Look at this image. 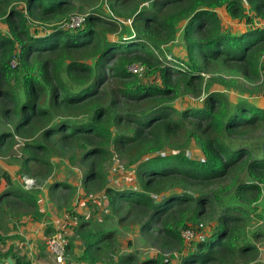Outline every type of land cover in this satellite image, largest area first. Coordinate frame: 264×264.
<instances>
[{"label": "trees", "instance_id": "obj_1", "mask_svg": "<svg viewBox=\"0 0 264 264\" xmlns=\"http://www.w3.org/2000/svg\"><path fill=\"white\" fill-rule=\"evenodd\" d=\"M0 24V264H35L25 219L48 222L41 255L59 235L71 264L257 261L264 0H0ZM244 81L260 83L253 96ZM124 173L133 185L115 182ZM80 195L84 213H68ZM115 224L175 251L124 253Z\"/></svg>", "mask_w": 264, "mask_h": 264}, {"label": "rangeland", "instance_id": "obj_2", "mask_svg": "<svg viewBox=\"0 0 264 264\" xmlns=\"http://www.w3.org/2000/svg\"><path fill=\"white\" fill-rule=\"evenodd\" d=\"M106 9V8H105ZM92 10H87V11H83V12H75V13H79V16H85V14L87 13H91ZM107 13V11H106ZM221 16L223 18V20L227 23H229V21H227L228 19L226 18V15H224V13H221ZM131 21H127V23H129ZM2 24H0L1 26ZM230 25V24H227ZM181 42V41H180ZM178 50H175V52H177ZM243 81V80H242ZM245 82V81H244ZM246 88L249 89V92H252V96L253 93L258 91V88L260 86L259 82H245ZM234 98H238V96L236 94L232 95ZM253 102H255L257 105H259L260 107L264 108V96L263 97H259V98H254L251 99ZM121 163L118 161L116 162V165H113V168H117L118 166H120ZM6 169H8L9 167L4 165ZM11 172L13 173V171H16V168H10ZM134 173H130V174H126L124 173L123 175H120L118 177V179L115 182H122L124 184H134V177H133ZM17 179L20 180V183H22L24 185V180L25 178L20 179V177H18ZM37 183V181H36ZM49 182L44 183V185H47ZM25 186V185H24ZM26 188V187H25ZM41 188H43L44 191H46V189H44V186H41ZM47 203L48 202V199ZM88 198H84L83 196H78L76 201V204L73 210H70L68 213L74 215L76 212H79L80 214L84 213V211L82 210L83 206L88 202ZM41 204H45L44 200H40ZM51 204H46L45 208L47 209L46 212L48 213L47 215L49 216L48 218L51 217V219L55 222V223H59L60 220H58V218H55L52 216V214H55L53 210H51V214H50V207ZM44 207V206H43ZM41 223L43 224H47L48 222L46 220H41ZM118 229V231H120L119 233V238H120V247L122 249V251L124 253H130V252H138V256L140 260H147V259H151V258H158L160 257V255H162V257H165V253L167 252V254L174 252L175 250H167V251H160V249H154L152 248L150 245H148L145 241H143V239L141 238V235L137 232L138 229H135L134 232H132V230H122V226H119L117 224H115ZM38 226V227H37ZM211 226H215V223H212ZM35 228L36 231H32V228ZM18 228H19V232L26 238V242L29 244L28 246H23V248H28V251L30 252L31 258L33 260V262L37 263V255L34 254V250H35V246L38 242V239L40 238V236H42V229L39 227V224H35V223H31V222H27V220L25 219L22 222H18ZM39 229V232L37 233V229ZM211 231H210V235H211ZM132 240L133 242V247L128 249V244L129 241ZM253 244L254 246H256V248L258 249V259L256 262H253L252 264H264V237H261L259 240H253ZM193 245V244H192ZM191 250V248H185L184 252H183V256L187 255V253ZM46 252H47V246H46ZM174 254V253H172ZM170 256V255H169ZM50 260V259H49ZM176 262H174L175 264ZM39 264V263H37ZM49 264V262H48Z\"/></svg>", "mask_w": 264, "mask_h": 264}, {"label": "built area", "instance_id": "obj_3", "mask_svg": "<svg viewBox=\"0 0 264 264\" xmlns=\"http://www.w3.org/2000/svg\"><path fill=\"white\" fill-rule=\"evenodd\" d=\"M86 18L85 16H79L78 14L74 16L70 23L66 24V28L70 30H76L81 28ZM13 67L18 65L17 60H14L12 63ZM130 71L134 74H142L144 69L139 66H133L130 68ZM24 185L27 190H31L37 187L36 180L25 178ZM182 237L187 244H190L196 240V234L193 230H184L182 232ZM47 251L50 254V264H71L67 259V242L63 240L59 235H53L50 237L47 242ZM165 257H168L165 254ZM252 264V263H251Z\"/></svg>", "mask_w": 264, "mask_h": 264}, {"label": "crops", "instance_id": "obj_4", "mask_svg": "<svg viewBox=\"0 0 264 264\" xmlns=\"http://www.w3.org/2000/svg\"><path fill=\"white\" fill-rule=\"evenodd\" d=\"M7 189V183H6V181L5 180H2L1 181V183H0V195L5 191ZM44 220V219H43ZM57 224H59V223H57ZM45 226V224H43V223H41V225H39V227L43 230V227ZM38 227V226H37ZM33 229H34V231H36L35 230V228L33 227L32 228V231H33ZM37 229V228H36ZM41 230V231H42ZM39 232V229H37V233ZM8 248V246L6 247V249ZM34 252V254L35 255H37L38 257H37V263H39V264H48V262H49V264H50V254L48 253V251L46 252L45 251V256L44 255H41L40 254V252L38 251V249L36 250H34L33 251ZM50 259V260H49ZM35 263V262H34ZM37 263H35V264H37Z\"/></svg>", "mask_w": 264, "mask_h": 264}, {"label": "water", "instance_id": "obj_5", "mask_svg": "<svg viewBox=\"0 0 264 264\" xmlns=\"http://www.w3.org/2000/svg\"><path fill=\"white\" fill-rule=\"evenodd\" d=\"M9 264H14V262L11 258L9 259Z\"/></svg>", "mask_w": 264, "mask_h": 264}]
</instances>
